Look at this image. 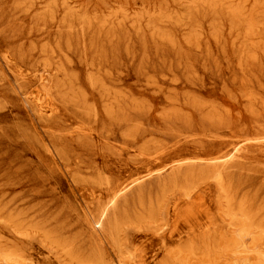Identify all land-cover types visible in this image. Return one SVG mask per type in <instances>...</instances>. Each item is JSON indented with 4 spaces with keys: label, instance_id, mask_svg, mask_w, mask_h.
Listing matches in <instances>:
<instances>
[{
    "label": "rangeland",
    "instance_id": "rangeland-1",
    "mask_svg": "<svg viewBox=\"0 0 264 264\" xmlns=\"http://www.w3.org/2000/svg\"><path fill=\"white\" fill-rule=\"evenodd\" d=\"M64 1L75 14L68 24L64 23L68 10ZM50 3H56L54 20L46 8ZM109 32L120 38L119 64L111 54L115 39L110 42ZM56 44L61 52L60 63L55 66L67 69L69 83L75 80V87L91 93L86 96V108L99 112L96 130L102 118L111 121L103 95L92 91L87 82L90 75L98 74L114 96L115 126L121 91L126 111L125 119L122 107V119L135 125L139 143L151 141L152 148L139 152L117 133L115 137L100 135L106 138L102 150L93 138H87L85 128L70 134L63 129L59 133L57 126L40 125L23 100L9 94L14 104L0 105L4 108L0 110V206L7 205L5 213L13 208L26 211L25 217L33 220H51L55 228L69 226L70 238L83 250L90 248L92 232L87 213L96 214L98 202H105L110 193L105 187L74 184L71 171L78 167L67 170L47 148L45 134L51 133L73 153V161H78L87 179L91 178L86 174L87 167L94 166L105 170L114 181L146 183V187L159 190L160 180L178 168L191 167L188 174L192 175L200 166L230 163L227 156L235 152L245 156L241 162L251 169L245 174V187L254 183L264 193V0H0V53L5 55L10 70L4 72L7 80L1 84L28 85L31 102L45 118L60 117L64 109L47 94L54 78L60 84L59 75L37 66L41 49L56 48ZM134 108L138 110H131ZM16 119L27 121L29 126L34 120L41 144L35 143L36 138L34 143L24 139ZM104 159L106 164L101 163ZM233 174L242 178L239 171ZM215 190L211 181L199 182L191 198L179 203L177 214L172 201L171 224L164 237L131 231L130 241L142 249L138 259L133 258L129 264H159L165 256L162 241L167 238L168 247H176L180 243L178 235L187 228L185 221L191 219L184 213L183 204L194 205L195 212L210 210L214 214ZM0 233L3 244L14 239L26 241L24 246L40 264H61L37 238L29 241L14 237L4 225ZM247 238L246 250L261 248L258 251L264 253V245L259 246L264 239L255 244L252 237ZM225 257L221 264L244 258ZM246 257L253 261L255 256Z\"/></svg>",
    "mask_w": 264,
    "mask_h": 264
},
{
    "label": "bare ground",
    "instance_id": "bare-ground-1",
    "mask_svg": "<svg viewBox=\"0 0 264 264\" xmlns=\"http://www.w3.org/2000/svg\"><path fill=\"white\" fill-rule=\"evenodd\" d=\"M54 4L56 5V3ZM55 5L50 3L46 6L50 11L49 18L52 20L55 19V13H53ZM63 5L68 7L66 14L67 17L64 19V23L68 24V22L75 19V14L66 1L63 2ZM83 19L84 18L82 17V20ZM109 36L111 43H113V40L115 39L114 43L111 45L114 48L111 54L115 55V62L119 64L120 38L116 33L109 32ZM59 52H61V49L58 44H56V48H48L47 46H44L41 49L42 58L37 63V66H43L45 69H50L51 71L49 72H54V74H52L54 76L59 75V79L61 80L60 84L57 85L58 81L54 78L52 88L47 94L51 100L57 99L63 106L64 109L60 112V117L57 115L56 117L51 116L45 118V114L36 110L37 107L29 98L27 91L28 85L18 83L11 85L8 83L6 86L1 84L7 80L4 72L9 73L10 71L6 65L7 63H5V55H2V53H0V61L3 62L2 66L0 64V69L2 70V72L0 71V105L6 104V106H12V104H14L12 100L14 99L11 98L9 94H14L16 97L19 96V98L23 100L26 107H29L36 122L40 121V123H42L40 125L44 126L50 124L52 126H57L59 128V133H62L63 129L64 132L70 134L78 130L84 131L85 128V133L88 135L87 138H93L96 144L101 146L102 150L105 148L104 144L106 138L105 136L101 138L100 135L109 134L115 137L118 133L124 140L127 139L132 142L135 149H138L139 152H150L152 148L151 141L144 140L142 141L143 143H139L140 136L138 130L135 129V125L122 119L120 113L122 107L125 119L126 111L124 97L121 91L117 96L118 118L117 125L115 126V123L112 121V118L114 117V96L108 89H106L102 76L98 74L90 75L87 82L92 91H95V93L100 92L103 95L106 115L111 121L108 120V118L106 121L102 118L99 129L96 130L95 125L99 119V112L96 108H86V96L91 93L86 89H82L81 91L78 87H75V80L69 83L67 78H71V74L68 73L67 69L65 67L60 68L55 66V64L60 63ZM98 71L101 72L100 69H98ZM38 79L39 78L36 80L40 84L42 81ZM2 89H6L5 92H3ZM3 109L4 108L0 106V110ZM131 110L136 111L138 109L134 108ZM16 120L20 122L17 127L21 131L24 139L34 143L33 139L36 138L35 143L41 144V140L38 139L39 136L37 135L38 138L36 136V133L38 132L37 128L39 126L36 125L34 120L30 119V126L26 125L27 121H24L23 119ZM73 120L76 121L75 124H73ZM73 127L76 128L73 129ZM18 133L20 134V132ZM45 136L48 140L47 148L59 157L60 160H58L64 163L67 170L73 166L78 167L75 171H71L74 184L77 182L84 185V187L87 185H91L93 188L94 186L97 188L105 187L108 189L110 196L106 200L104 199L105 202H98L96 214L93 215L87 209L89 211L87 214L90 218V222H86L92 232L89 237L90 248L88 250H83L77 245L75 239H72V237L70 238V234L68 235L67 232L69 226L55 228V225L53 226L51 224V220H33V218L29 216L25 217V215H27L26 211L13 210V208L12 210H8V213H5L7 205L3 207L0 206V224L7 227V229L15 235L14 237H21L28 239L29 241L34 237L37 238L42 247L54 253L61 264H129V261L135 258L138 255L137 253H139L138 251L142 249V247L141 249H138L139 247L137 248L139 244H136L137 246H135V244L130 241L129 235L133 233L131 231L136 233L143 231L151 233L153 236L164 237L162 234L165 233L171 219L169 206L172 201L175 203V213L177 214V212L180 211H178L179 203L184 199L191 198L196 192L199 182L211 181L216 189L215 213L212 214L210 210H206L205 212L197 210L195 212L194 205L183 204L185 208H182L186 209L184 210V213L187 214L186 216H188V218L191 217V219L185 221L187 228L185 230L182 229V233L178 235L180 243L176 247H168L167 238L162 241L163 254L165 256L159 264H221L224 256H231V259H233L232 257L244 256L240 261L238 259L232 261L233 264H264V253L258 251L261 248L257 250L256 248L253 249L251 247L253 250H249V248L246 250V246L249 244L245 243L247 237H252L255 244L264 239V193L257 188L254 183L245 187V174H248L251 169L241 162V160L245 159L244 155L232 152L227 156L231 159L230 163H211L210 165L204 166V168L203 166H200L197 167L196 173L192 175V172L188 174V170L191 167L186 168L185 170L180 167L176 173L160 180L161 188L155 190L152 186L146 187V183L140 185L137 182L139 185H134L132 183L131 186L126 185L129 181L124 183H120L119 179L114 181L110 178L111 176L107 177L105 170L94 166L87 167L86 171L88 172L86 174H89L88 176L91 177L90 179H87L85 178L86 176L80 172L81 170L79 169L78 161H73V153L64 147L57 135L51 133L48 135L45 134ZM87 138H84L85 142L87 141ZM139 144L143 145L140 146ZM101 163L106 164V159L102 160ZM235 164H237L239 168H237ZM237 171L240 172L242 178L235 177L233 172ZM181 213L178 214L181 215ZM81 215L83 216L82 213ZM77 216L79 217V215ZM204 229L206 230L204 231ZM5 234L9 235L7 233ZM21 241L14 239L12 243L3 244L4 242L2 243V238L0 237V264H40L30 253V248H28L27 245V247L24 246L26 241ZM260 245H264V241L263 244H259V246ZM251 254L255 256L253 261L250 257H246ZM181 256L184 258H181ZM228 259L225 261L226 263L228 262Z\"/></svg>",
    "mask_w": 264,
    "mask_h": 264
}]
</instances>
